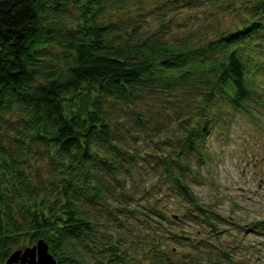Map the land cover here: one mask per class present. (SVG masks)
<instances>
[{"label": "trees", "instance_id": "16d2710c", "mask_svg": "<svg viewBox=\"0 0 264 264\" xmlns=\"http://www.w3.org/2000/svg\"><path fill=\"white\" fill-rule=\"evenodd\" d=\"M235 2L239 24L167 36L144 29L158 13L141 0H0V264L40 241L55 264H129L138 214L203 215L189 182L211 130L264 105V0ZM171 196L181 214L156 206ZM167 233L194 253L151 264H220Z\"/></svg>", "mask_w": 264, "mask_h": 264}, {"label": "rangeland", "instance_id": "374dc122", "mask_svg": "<svg viewBox=\"0 0 264 264\" xmlns=\"http://www.w3.org/2000/svg\"><path fill=\"white\" fill-rule=\"evenodd\" d=\"M220 1L221 4L213 0L202 2L192 8L182 0L173 3L172 0H141V5L152 6L151 11L159 14L144 13L143 18L148 22L144 29L151 34L162 23L174 33L167 35L170 36L185 35L194 28L200 34L208 29L215 31L239 24L235 0ZM130 10L120 12L126 15ZM136 10L132 12L135 17L139 13ZM162 17L165 22H161ZM204 25L206 28L201 29ZM261 65L258 88L264 94V63ZM226 108L223 106L222 110ZM219 121L207 139L206 162L201 167L195 162V174L189 182L205 212L198 217L195 212V222L186 218L176 225L164 223L163 228L154 225L152 218L138 214L130 224L131 229L126 225L124 229L128 253L135 256L129 264H139L136 258L140 264H151L152 253L159 248L181 260L194 253L189 241L184 244V239L166 242L167 230L182 233L183 237L195 235V256L200 259L218 260L220 264H264V105L259 106L255 118L231 110ZM176 202L171 196L156 206L159 210H168L170 216L181 214V209H177L181 206Z\"/></svg>", "mask_w": 264, "mask_h": 264}, {"label": "water", "instance_id": "95a60500", "mask_svg": "<svg viewBox=\"0 0 264 264\" xmlns=\"http://www.w3.org/2000/svg\"><path fill=\"white\" fill-rule=\"evenodd\" d=\"M6 264H55V259L47 244L40 241L33 247L14 251Z\"/></svg>", "mask_w": 264, "mask_h": 264}]
</instances>
